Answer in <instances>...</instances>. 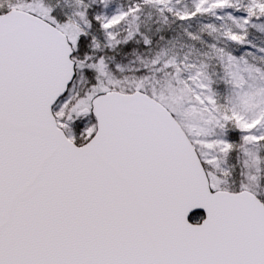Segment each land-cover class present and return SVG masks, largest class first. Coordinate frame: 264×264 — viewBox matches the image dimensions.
<instances>
[{
	"label": "snow or ice",
	"instance_id": "obj_1",
	"mask_svg": "<svg viewBox=\"0 0 264 264\" xmlns=\"http://www.w3.org/2000/svg\"><path fill=\"white\" fill-rule=\"evenodd\" d=\"M264 0H0V264H264Z\"/></svg>",
	"mask_w": 264,
	"mask_h": 264
},
{
	"label": "rangeland",
	"instance_id": "obj_2",
	"mask_svg": "<svg viewBox=\"0 0 264 264\" xmlns=\"http://www.w3.org/2000/svg\"><path fill=\"white\" fill-rule=\"evenodd\" d=\"M253 38L256 40V42L264 41V35H261L259 32L253 33Z\"/></svg>",
	"mask_w": 264,
	"mask_h": 264
}]
</instances>
